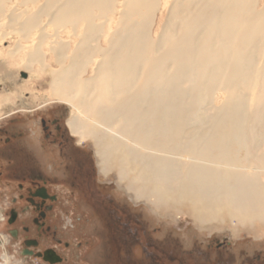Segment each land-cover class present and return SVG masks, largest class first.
I'll use <instances>...</instances> for the list:
<instances>
[{
    "label": "bare ground",
    "instance_id": "obj_1",
    "mask_svg": "<svg viewBox=\"0 0 264 264\" xmlns=\"http://www.w3.org/2000/svg\"><path fill=\"white\" fill-rule=\"evenodd\" d=\"M18 2L26 9L0 0V82L20 93L49 74V99L71 108L69 127L92 141L102 173L114 172L156 212L262 230L259 0ZM162 7L169 12L153 39ZM63 33L77 40L74 48ZM21 71L29 79L14 83Z\"/></svg>",
    "mask_w": 264,
    "mask_h": 264
},
{
    "label": "rangeland",
    "instance_id": "obj_2",
    "mask_svg": "<svg viewBox=\"0 0 264 264\" xmlns=\"http://www.w3.org/2000/svg\"><path fill=\"white\" fill-rule=\"evenodd\" d=\"M18 1L10 0L8 10L18 7L25 10L26 7L19 6ZM39 5L30 6V10L34 12ZM257 11H264V0H259ZM168 12L169 7H162L155 12L151 26L153 39L161 37ZM62 37L71 48L76 46L77 40L67 33H63ZM9 44L10 41L6 42L5 46ZM46 54V63L52 69L58 70L51 55ZM15 77L14 83L29 79L28 73L24 71L16 73ZM49 82L50 75L45 73L38 79L36 86L20 93L12 90V84L0 82V150L7 148L4 142L9 138L12 141L10 148L23 149L24 158L32 165L58 166V176L63 178L66 174L60 166L64 164L56 157L54 149L42 140L40 123L42 119L59 118L64 130L68 131L67 122L71 117V108L49 99ZM223 101V98L220 99L218 105ZM73 141L79 145L78 150L85 154V163L88 166H99L100 174L93 185L95 191L87 193V199L81 196L82 194L79 196L80 201L77 197L72 198L74 190L66 185L67 188H55L60 189L64 197V203L60 204L58 209L60 235L63 240L72 242L74 247L73 252L62 249L66 262L264 264V227L259 232L248 233L244 228L232 227L230 223L203 226L189 216L158 213L145 201L136 200L124 185H120L114 172L108 176L102 173L97 154H94L97 150L92 141L90 144H79L77 137H74ZM11 159L5 158L4 163L8 165ZM97 188L105 202L99 203L98 198L94 196L98 193ZM93 207L100 214H94ZM79 218L82 219L79 221ZM72 224L77 226L76 230L70 228ZM15 242L11 241L4 222L1 221L0 264H38L34 259L23 260L20 241ZM78 243L83 245L80 250Z\"/></svg>",
    "mask_w": 264,
    "mask_h": 264
},
{
    "label": "flooded vegetation",
    "instance_id": "obj_3",
    "mask_svg": "<svg viewBox=\"0 0 264 264\" xmlns=\"http://www.w3.org/2000/svg\"><path fill=\"white\" fill-rule=\"evenodd\" d=\"M67 125L68 131H65L59 118L42 119L40 123L42 140L54 149L56 157L64 164L60 166L66 174L63 178L58 176V166L32 165L24 158L23 149L10 148L12 141L9 138L4 142L7 148L0 150V222H4L11 241H20V253L26 261L34 259L38 264L71 263L66 262L62 249L71 252L74 250L73 243L62 239L58 225V209L64 203V197L60 189L55 188L65 185L72 188V198L77 197L79 201L81 194L87 199V193L95 191L93 185L100 174L99 166L85 163V154L73 141L77 136L72 133L68 122ZM78 142L88 143L81 142L79 138ZM5 158H12L11 163L6 165ZM97 191L99 194L94 196L99 203L105 202L98 188ZM93 212L100 214L94 207ZM70 228L76 230L77 226L72 224ZM82 247V243H78V249Z\"/></svg>",
    "mask_w": 264,
    "mask_h": 264
}]
</instances>
